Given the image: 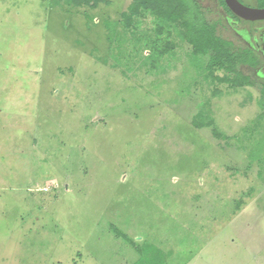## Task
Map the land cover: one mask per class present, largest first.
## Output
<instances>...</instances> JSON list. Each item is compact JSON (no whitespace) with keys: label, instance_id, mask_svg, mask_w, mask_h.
Wrapping results in <instances>:
<instances>
[{"label":"rangeland","instance_id":"374dc122","mask_svg":"<svg viewBox=\"0 0 264 264\" xmlns=\"http://www.w3.org/2000/svg\"><path fill=\"white\" fill-rule=\"evenodd\" d=\"M131 1L0 0V264H264V81L157 55Z\"/></svg>","mask_w":264,"mask_h":264},{"label":"trees","instance_id":"16d2710c","mask_svg":"<svg viewBox=\"0 0 264 264\" xmlns=\"http://www.w3.org/2000/svg\"><path fill=\"white\" fill-rule=\"evenodd\" d=\"M104 0H69L74 6L96 7ZM221 2L224 4L223 0ZM152 16V34L150 50L157 55H164L175 47L173 38L188 44V54L201 57L205 60L206 76L224 81L229 87H240L250 84L249 77L243 75L238 66L242 63H251L248 54L237 52L228 41L216 34V22L210 21L196 0H132L127 11L121 14V25L124 29L141 31L139 23L147 16ZM167 26V36L160 37ZM148 30V31H149ZM146 34L145 30L140 32ZM147 45V44H146ZM147 49V48H146ZM151 54V53H150ZM241 55L243 56L241 58ZM241 58V59H240ZM215 71H222L219 76ZM264 98V86L261 88ZM264 114V105L260 104ZM197 127L203 123L192 121ZM238 206V204H237Z\"/></svg>","mask_w":264,"mask_h":264},{"label":"flooded vegetation","instance_id":"af4514ba","mask_svg":"<svg viewBox=\"0 0 264 264\" xmlns=\"http://www.w3.org/2000/svg\"><path fill=\"white\" fill-rule=\"evenodd\" d=\"M209 1L216 6L215 9H212V11L215 10L217 12L214 13L217 16L215 22H225L227 26H229L231 32L237 35L240 46H236L230 39L226 41H228L237 52L248 54L252 59L250 64L242 63L241 65L252 68L253 76L264 81V19L246 20L235 15L226 5L225 0H223L224 4L221 0ZM238 1L249 7L264 8V1L261 0H252L248 3L244 2V0ZM196 2L202 10L206 12L203 7V0H196Z\"/></svg>","mask_w":264,"mask_h":264},{"label":"water","instance_id":"95a60500","mask_svg":"<svg viewBox=\"0 0 264 264\" xmlns=\"http://www.w3.org/2000/svg\"><path fill=\"white\" fill-rule=\"evenodd\" d=\"M229 9L237 16L246 20L264 19V8H253L246 6L238 0H225Z\"/></svg>","mask_w":264,"mask_h":264}]
</instances>
